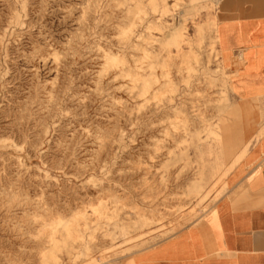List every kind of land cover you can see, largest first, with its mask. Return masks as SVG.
Returning a JSON list of instances; mask_svg holds the SVG:
<instances>
[{"label":"rangeland","instance_id":"374dc122","mask_svg":"<svg viewBox=\"0 0 264 264\" xmlns=\"http://www.w3.org/2000/svg\"><path fill=\"white\" fill-rule=\"evenodd\" d=\"M219 7L0 0V264H132L228 197L264 100L233 90Z\"/></svg>","mask_w":264,"mask_h":264},{"label":"crops","instance_id":"0c3cea01","mask_svg":"<svg viewBox=\"0 0 264 264\" xmlns=\"http://www.w3.org/2000/svg\"><path fill=\"white\" fill-rule=\"evenodd\" d=\"M219 6L217 49L242 107L252 108L264 100V0H219ZM246 111L241 141L253 144L228 197L199 225L137 254L132 264H264V121Z\"/></svg>","mask_w":264,"mask_h":264}]
</instances>
